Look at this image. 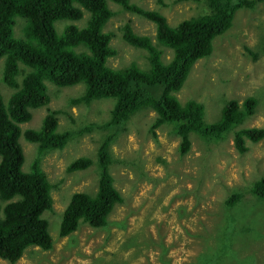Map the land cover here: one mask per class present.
I'll use <instances>...</instances> for the list:
<instances>
[{
    "label": "rangeland",
    "instance_id": "374dc122",
    "mask_svg": "<svg viewBox=\"0 0 264 264\" xmlns=\"http://www.w3.org/2000/svg\"><path fill=\"white\" fill-rule=\"evenodd\" d=\"M130 1L159 10L170 26L204 10L195 0ZM126 20L135 32L155 40L154 24L130 11L112 15L106 28L115 29ZM111 43L117 53L108 58L110 66L130 61L141 67L147 64L146 51L123 41L120 33ZM212 44L210 55L191 66L177 98L180 102L200 101L203 121L208 124L219 118L228 99L240 102L253 95L256 109L238 127L264 128V3H257L253 10L237 9L230 28L215 36ZM170 57L171 51L165 50L162 59ZM1 70L2 59L0 76ZM82 89L81 83L59 87L47 82L48 106L59 110L57 131L76 130L87 122L99 123L109 117L113 98L93 99L87 105L70 101ZM0 91L7 103L12 88L1 79ZM31 111V119L20 124L22 130L39 127L46 109L43 106ZM154 115L151 110L134 114L111 144L115 160L109 170L123 201L114 206L103 228L81 223L74 232L58 235L71 193L96 191V150L106 131L94 129L74 135L61 150L47 153L41 166L54 184L53 203L42 217L49 220L52 248L29 246L14 263L0 258V264H264V198L247 191L249 180L264 175V138L257 143L246 141L248 150L240 154L234 149L232 131L220 141L190 132V150L180 155L172 124L157 128L156 138L150 133ZM19 143L24 157L21 168L28 170L36 144L22 136ZM79 156L94 161L88 168L66 171V164ZM240 189L242 198L225 206L226 196Z\"/></svg>",
    "mask_w": 264,
    "mask_h": 264
},
{
    "label": "trees",
    "instance_id": "16d2710c",
    "mask_svg": "<svg viewBox=\"0 0 264 264\" xmlns=\"http://www.w3.org/2000/svg\"><path fill=\"white\" fill-rule=\"evenodd\" d=\"M195 1L201 2L204 10L170 26L159 10L140 7L130 0H0V79L12 88L7 103L0 91L1 259L14 263L29 246L52 248L49 220L42 213L52 209L54 184L41 160L51 150H61L74 135L94 129L106 131L96 150V191L71 193L61 214L59 236L74 232L81 223L95 229L105 227L109 213L123 201L109 170L115 160L111 144L139 111L154 112L149 124L154 138L163 123L172 124V131L179 138L180 155L190 150V132L220 141L232 131L234 149L240 154L248 150L246 141L257 143L264 138L261 126L238 127L256 109L253 95L240 102L228 99L219 118L208 124L203 121L204 107L200 101L180 102L176 96L193 63L209 56L213 38L230 28L236 10H253L264 0ZM118 11H130L150 20L155 40L135 32L129 20L115 29L106 28ZM119 33L123 41L146 51L144 67L133 61L118 67L108 64V58L117 53L111 40ZM168 49L171 57L163 60L162 54ZM47 82L59 87L81 83L80 95L70 100L75 104L113 98L109 117L99 123L87 122L76 130L57 131L59 110L48 106ZM43 106L46 112L40 126L22 130L20 124L31 119V109ZM21 136L36 144L28 170L21 168L24 160ZM93 161L88 156H79L66 164L65 169L82 170ZM255 179L248 181L247 191L264 198V175ZM243 193L241 189L233 191L226 196L224 205H234Z\"/></svg>",
    "mask_w": 264,
    "mask_h": 264
}]
</instances>
